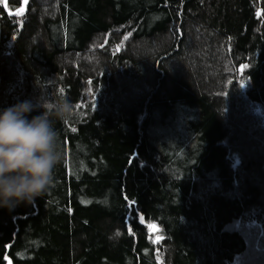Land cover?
<instances>
[{"label": "trees", "instance_id": "16d2710c", "mask_svg": "<svg viewBox=\"0 0 264 264\" xmlns=\"http://www.w3.org/2000/svg\"><path fill=\"white\" fill-rule=\"evenodd\" d=\"M25 99L73 111L0 264H264V0H0Z\"/></svg>", "mask_w": 264, "mask_h": 264}, {"label": "clouds", "instance_id": "9594fccd", "mask_svg": "<svg viewBox=\"0 0 264 264\" xmlns=\"http://www.w3.org/2000/svg\"><path fill=\"white\" fill-rule=\"evenodd\" d=\"M72 111L66 100L50 106L25 99L0 108V208L13 211L33 204L48 190L62 161L55 121L69 118Z\"/></svg>", "mask_w": 264, "mask_h": 264}, {"label": "snow or ice", "instance_id": "6c2138e0", "mask_svg": "<svg viewBox=\"0 0 264 264\" xmlns=\"http://www.w3.org/2000/svg\"><path fill=\"white\" fill-rule=\"evenodd\" d=\"M150 227H154V226H151V225H150Z\"/></svg>", "mask_w": 264, "mask_h": 264}]
</instances>
